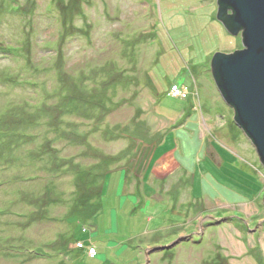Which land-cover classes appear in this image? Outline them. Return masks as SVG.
Instances as JSON below:
<instances>
[{
    "label": "rangeland",
    "instance_id": "rangeland-1",
    "mask_svg": "<svg viewBox=\"0 0 264 264\" xmlns=\"http://www.w3.org/2000/svg\"><path fill=\"white\" fill-rule=\"evenodd\" d=\"M217 11L0 0V264H264V166L210 70L244 47Z\"/></svg>",
    "mask_w": 264,
    "mask_h": 264
},
{
    "label": "water",
    "instance_id": "water-1",
    "mask_svg": "<svg viewBox=\"0 0 264 264\" xmlns=\"http://www.w3.org/2000/svg\"><path fill=\"white\" fill-rule=\"evenodd\" d=\"M217 6V20L228 33L241 32L244 48L215 53L210 70L221 97L234 111V123L264 166V0H217Z\"/></svg>",
    "mask_w": 264,
    "mask_h": 264
},
{
    "label": "trees",
    "instance_id": "trees-1",
    "mask_svg": "<svg viewBox=\"0 0 264 264\" xmlns=\"http://www.w3.org/2000/svg\"><path fill=\"white\" fill-rule=\"evenodd\" d=\"M14 48L13 47H11V48H6V47H4L3 45H2V43L0 42V50L1 51H5V52H7V54L8 55H10V56H13V57H15L16 56V53H15V51L13 50ZM23 86H25V87H29V88H31V89H33V90H36V91H39V92H41V89H42V86H41V83L38 81V80H36V79H27V80H24V82H23V84H22ZM37 106L39 107V106H41V105H38L37 104ZM3 138H4V134L3 133H1L0 132V144H3L4 145V142H3ZM5 141V140H4ZM37 178H39V174H32V175H28V176H25V178H23L22 180H29V181H32V180H35V179H37ZM7 183V182H6ZM2 185H4V183H3V181H0V187L2 186ZM87 198V197H86ZM88 200V202H89V200H91V195H90V197L89 198H87ZM78 203V202H77ZM78 205H80V204H78ZM84 204H81V206H83ZM79 208V207H78ZM6 214V211L3 209V208H1L0 207V216H3V215H5ZM14 216H16L17 218H25V217H27L28 216V214H26L25 212H14V213H12ZM74 214H72V216H73ZM72 216H71V218H72ZM71 220V219H70ZM69 223H72V220L71 221H69ZM7 248L12 252V253H27V254H29V255H35V256H37L38 258H40V259H44V257L40 254L41 253V251L40 250H33L34 248H37V246H35V244L34 245H32V246H25L24 247V249L21 251V250H18L19 248L17 247V245H15V244H12V243H10V244H8V246H7ZM66 249V248H65ZM64 250V249H63ZM66 250H68V249H66ZM47 260V259H46Z\"/></svg>",
    "mask_w": 264,
    "mask_h": 264
},
{
    "label": "built area",
    "instance_id": "built-area-1",
    "mask_svg": "<svg viewBox=\"0 0 264 264\" xmlns=\"http://www.w3.org/2000/svg\"><path fill=\"white\" fill-rule=\"evenodd\" d=\"M170 94L173 97L184 99L187 97L188 90H187V87H184V88L172 87ZM77 246L83 247V244L81 242H79V243H77ZM86 253L89 256L95 255L96 254L95 247L94 246L88 247L86 250Z\"/></svg>",
    "mask_w": 264,
    "mask_h": 264
},
{
    "label": "crops",
    "instance_id": "crops-1",
    "mask_svg": "<svg viewBox=\"0 0 264 264\" xmlns=\"http://www.w3.org/2000/svg\"><path fill=\"white\" fill-rule=\"evenodd\" d=\"M162 157H163V156H161V155H160L159 157H157V158L155 159V161H158V160H160ZM174 162H175V161H174ZM148 166H149V164L147 165V167H148ZM147 167H145V169H144V170H145V172H146V171H147V169H148ZM141 176L143 177L144 175H141ZM143 178H144V177H143ZM95 251H96V249H95ZM87 256H89V255H87Z\"/></svg>",
    "mask_w": 264,
    "mask_h": 264
},
{
    "label": "bare ground",
    "instance_id": "bare-ground-1",
    "mask_svg": "<svg viewBox=\"0 0 264 264\" xmlns=\"http://www.w3.org/2000/svg\"><path fill=\"white\" fill-rule=\"evenodd\" d=\"M77 243H79V242H81L80 240H75ZM77 243H76V245H77ZM82 243V242H81ZM76 247H78V246H76ZM80 248V247H79Z\"/></svg>",
    "mask_w": 264,
    "mask_h": 264
}]
</instances>
